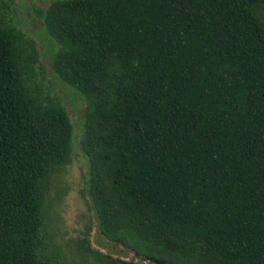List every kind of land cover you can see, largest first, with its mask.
Returning <instances> with one entry per match:
<instances>
[{"label":"trees","instance_id":"1","mask_svg":"<svg viewBox=\"0 0 264 264\" xmlns=\"http://www.w3.org/2000/svg\"><path fill=\"white\" fill-rule=\"evenodd\" d=\"M37 1L84 129L0 0V264H65L47 221L76 147L101 234L133 259L264 264V0Z\"/></svg>","mask_w":264,"mask_h":264},{"label":"rangeland","instance_id":"2","mask_svg":"<svg viewBox=\"0 0 264 264\" xmlns=\"http://www.w3.org/2000/svg\"><path fill=\"white\" fill-rule=\"evenodd\" d=\"M16 17L42 50L47 80L52 92L59 95L67 105L75 125L76 139L83 135L86 102L76 90L65 86L52 73L50 57L54 54L53 40L45 33L33 6L45 7L37 0H15ZM77 92V93H75ZM87 160L78 147L72 162L62 172L60 191L53 193L48 213L49 253L65 264H100L92 254H82L79 245L84 241L88 247L128 262L148 264L133 254L125 252L121 245L105 238L98 227L96 213L86 195Z\"/></svg>","mask_w":264,"mask_h":264}]
</instances>
